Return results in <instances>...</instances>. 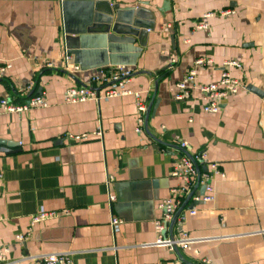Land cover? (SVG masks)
<instances>
[{"label":"crops","instance_id":"0c3cea01","mask_svg":"<svg viewBox=\"0 0 264 264\" xmlns=\"http://www.w3.org/2000/svg\"><path fill=\"white\" fill-rule=\"evenodd\" d=\"M110 2L153 14L145 46L135 44L140 53L120 59L135 62L124 66L134 70L127 87L140 94L142 115L133 96L64 101L66 88L118 65L60 70L67 56L62 0H0V65L9 66L0 97L20 103L37 90L47 103L0 115V140L20 149L0 152V246L6 249L0 264H34L38 256L62 253L70 264H264V0ZM223 11L232 14L222 17ZM199 23L207 28L197 29ZM90 58L87 64L98 63ZM199 58L212 61L196 67L203 84L218 80L224 62L240 64L228 71L243 87L215 114L203 112L197 91L189 100L174 99L176 83ZM46 63L55 68L44 69ZM82 135L87 138L73 140ZM181 153H204L224 176L214 181V201L197 204L182 226L191 249L171 252L152 246L153 225ZM43 212L53 216L31 226ZM179 231L169 226L167 235Z\"/></svg>","mask_w":264,"mask_h":264},{"label":"built area","instance_id":"2783aa9c","mask_svg":"<svg viewBox=\"0 0 264 264\" xmlns=\"http://www.w3.org/2000/svg\"><path fill=\"white\" fill-rule=\"evenodd\" d=\"M225 17L232 14V11H223L219 13ZM211 14H206L204 18H208ZM197 29L205 30V23L197 24ZM212 64L210 59L199 58L195 61L194 67L190 69L185 76L176 83L174 99L176 101L189 100L192 98L194 91H197L204 100L203 112L215 114L220 110L223 100L235 95L243 87L238 79L232 77L228 71L229 67L239 68L237 61H226L223 63L220 76L213 83H198L196 67L209 66ZM55 66L50 63L44 65V69H54ZM9 66L7 64L0 65V80L6 75ZM79 69L77 65L72 64L70 57L67 55L60 64V70L64 73L71 74ZM134 70L126 66L106 67L99 69L90 79L83 84H73L66 88L64 92V101L68 104H79L87 101L98 102L104 98H116L133 96L136 100L137 111L142 115L146 112V107L140 98V94L132 92L127 84L132 77ZM27 97L23 102L16 103L12 100L0 97V115L2 114H25L32 109L46 107L47 103L42 93L26 94ZM138 127L136 132H140V126L143 124L142 116L138 118ZM101 135L100 133L96 134ZM87 138L86 135L73 137L74 141H82ZM179 147L183 151H187V144L181 142ZM224 174L220 170L219 164L215 162H206L205 154L188 155L181 153L174 158L170 177L175 184L170 186L168 194L157 204L159 216L154 221V230L157 235L152 246L164 248L171 252L191 249L193 239L186 230L182 229L187 217H193L197 214V204H209L214 201L215 190L214 181L217 177H223ZM204 190L200 193V188ZM189 197V198H188ZM110 202L114 201V197H109ZM187 201V202H186ZM186 202L182 211L176 217L173 225H177L180 231L177 234L167 235V229L171 225L174 216ZM53 216L52 212H43L36 214L31 218L30 225L46 220ZM121 221L113 219L112 224H120ZM17 241H23V236H17ZM6 249L0 246V262L5 260ZM69 254H45L38 256L34 260V264H70ZM203 264H212L207 260H203Z\"/></svg>","mask_w":264,"mask_h":264},{"label":"water","instance_id":"95a60500","mask_svg":"<svg viewBox=\"0 0 264 264\" xmlns=\"http://www.w3.org/2000/svg\"><path fill=\"white\" fill-rule=\"evenodd\" d=\"M62 13L65 54L73 56V64L82 70L97 69L109 64L134 65L132 59L130 62H122L120 59L138 55L141 51L139 47L145 46L144 39L154 26L149 19H152L151 12H148L151 15L149 17L142 8H120L119 4H113L110 0H62ZM73 42H78L79 46L74 50L71 48ZM136 43L139 47H136ZM90 56L98 63L87 64L91 63ZM111 58L117 61L112 62ZM247 90L259 95V91L252 86H247ZM155 107L156 104L153 111ZM17 147V144L0 140V152L17 153L20 151ZM203 190L201 187L200 193ZM186 202L174 216L171 225Z\"/></svg>","mask_w":264,"mask_h":264},{"label":"trees","instance_id":"16d2710c","mask_svg":"<svg viewBox=\"0 0 264 264\" xmlns=\"http://www.w3.org/2000/svg\"><path fill=\"white\" fill-rule=\"evenodd\" d=\"M36 93H38L37 90L36 91H33L31 94H36Z\"/></svg>","mask_w":264,"mask_h":264}]
</instances>
